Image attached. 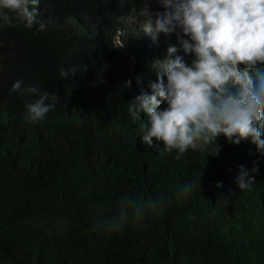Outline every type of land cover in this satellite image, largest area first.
I'll list each match as a JSON object with an SVG mask.
<instances>
[{
    "label": "trees",
    "instance_id": "16d2710c",
    "mask_svg": "<svg viewBox=\"0 0 264 264\" xmlns=\"http://www.w3.org/2000/svg\"><path fill=\"white\" fill-rule=\"evenodd\" d=\"M38 9L44 31L0 27V264H264V152L220 136L218 155L209 145L176 159L162 143L145 145L128 113L127 102L151 94L167 37L141 48L121 31L122 52L111 30L122 14L143 25L147 10L138 0H41ZM20 79L58 95L42 121L25 120V99L37 97L9 94ZM241 165L254 176L247 190L236 184ZM126 194L162 206L129 214L119 231L94 227Z\"/></svg>",
    "mask_w": 264,
    "mask_h": 264
},
{
    "label": "clouds",
    "instance_id": "9594fccd",
    "mask_svg": "<svg viewBox=\"0 0 264 264\" xmlns=\"http://www.w3.org/2000/svg\"><path fill=\"white\" fill-rule=\"evenodd\" d=\"M40 2L0 0V27L18 24L27 29L38 25L37 31L49 28L43 10L38 9ZM156 2L164 11L152 12L147 8L143 25L131 14H122V22L114 32L111 30V45L122 52L121 31L131 40L134 38L141 48L149 37L151 42H156L160 34L167 37L159 52L165 58L151 64L156 76L155 82H149L151 94L142 92L127 102L132 120L140 122L143 129L142 142L148 147L154 142L162 143L165 151L176 150V159L189 149L203 150L209 145L215 148L209 155H218L220 136L235 145L249 141L264 152L261 138L264 135V0ZM128 15L139 27L129 24L124 18ZM174 33H182L187 39L175 38ZM191 56V63H186ZM131 60V71L138 73L137 61L132 57ZM67 74L63 69L62 76ZM127 82L130 84V80ZM12 93L37 97L25 99L24 115L28 123L42 121L55 109L59 99L55 92L25 86L23 79L13 83L9 94ZM256 172L257 168L253 167L251 173ZM235 179L240 190L255 184L254 176L243 165L239 166ZM200 183L201 179V190ZM196 187V181L178 185L177 197H187ZM216 187L221 188L222 183ZM161 206L159 197L145 201L126 194L119 201L118 214L99 218L94 227L119 231L129 220V214L140 219Z\"/></svg>",
    "mask_w": 264,
    "mask_h": 264
},
{
    "label": "rangeland",
    "instance_id": "374dc122",
    "mask_svg": "<svg viewBox=\"0 0 264 264\" xmlns=\"http://www.w3.org/2000/svg\"><path fill=\"white\" fill-rule=\"evenodd\" d=\"M138 1L140 5L143 7V11L147 10V8H149V10L152 12L164 11V9L160 6L159 3L156 2V0H138ZM124 18L127 19V21L129 22L131 26L139 27L140 24L139 23L135 24L131 16L128 15Z\"/></svg>",
    "mask_w": 264,
    "mask_h": 264
}]
</instances>
